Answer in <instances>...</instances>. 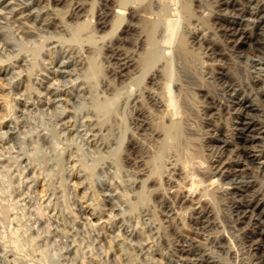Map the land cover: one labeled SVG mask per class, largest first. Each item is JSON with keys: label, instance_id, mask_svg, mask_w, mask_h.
<instances>
[{"label": "rangeland", "instance_id": "obj_1", "mask_svg": "<svg viewBox=\"0 0 264 264\" xmlns=\"http://www.w3.org/2000/svg\"><path fill=\"white\" fill-rule=\"evenodd\" d=\"M170 2L0 0V264H264V0Z\"/></svg>", "mask_w": 264, "mask_h": 264}, {"label": "bare ground", "instance_id": "obj_2", "mask_svg": "<svg viewBox=\"0 0 264 264\" xmlns=\"http://www.w3.org/2000/svg\"><path fill=\"white\" fill-rule=\"evenodd\" d=\"M11 1V0H10ZM120 1V4H122L121 6H123V5H127V4H132V7H137V6H139V7H144V8H146L147 6H154V4L155 5H157L159 8H165V7H168V3H171L170 2V0H119ZM118 0H117V2H119ZM140 1H141V3H140ZM105 2V1H104ZM258 3V2H257ZM119 4V5H120ZM170 5V4H169ZM186 6H187V4H186ZM129 7V6H128ZM189 7V6H188ZM125 8H127L126 6H125ZM150 7H148L147 9H149ZM135 9V8H134ZM153 8L151 7V10H152ZM155 10V9H154ZM167 10V9H166ZM165 10V11H166ZM169 10V9H168ZM136 11V10H135ZM146 11V10H145ZM150 11V10H149ZM137 12H140V11H137ZM136 12V13H137ZM155 12V11H154ZM161 12V11H160ZM56 13V12H55ZM146 13V12H145ZM178 13V12H177ZM57 14V13H56ZM124 14L125 13H123V12H121L120 13V15H119V18H120V22H123V19H125V17H124ZM138 14H140V13H138ZM142 14V13H141ZM144 14V13H143ZM157 14V13H156ZM155 14V15H156ZM146 14H144L143 16H145ZM161 15V14H160ZM125 16H128V15H126L125 14ZM135 16V15H134ZM141 16L142 15H140V18H141ZM158 16L159 15H157V18H158ZM150 17V16H149ZM156 17V16H155ZM128 18H129V16H128ZM164 18V17H163ZM148 19V18H147ZM162 19V18H161ZM260 19V18H259ZM141 20H142V22H143V19L141 18ZM149 20V19H148ZM158 20H159V18L155 21V22H158ZM178 20V19H177ZM248 21H250V18H248L247 19ZM161 21V20H160ZM165 21V20H164ZM163 21V22H164ZM172 21V20H171ZM171 21H168V27L169 28H171L172 26H174L173 25V23H171ZM181 22V21H180ZM89 21L87 20V21H83V22H80V23H78L77 24V27L78 28H80V29H83L84 27H86V26H89ZM130 23V22H129ZM179 23V22H178ZM178 23H177V25H178ZM180 24V23H179ZM157 25V24H156ZM159 25V24H158ZM157 25V26H158ZM165 25H166V23H165ZM176 26V25H175ZM179 26H181V25H179ZM155 28V27H154ZM176 28H178V27H176ZM168 31V30H167ZM167 31L165 32V33H167ZM170 31V30H169ZM177 31H179V30H177ZM171 32V31H170ZM169 32V33H170ZM168 33V34H169ZM173 32H171V34H172ZM92 35V34H91ZM175 35V37H176V34H174ZM173 35V36H174ZM247 38H248V36H246ZM90 38L92 39V36H90ZM246 38V39H247ZM174 40V39H173ZM175 41V40H174ZM151 47V46H150ZM149 47V48H150ZM153 48V47H152ZM88 50V49H87ZM148 51V50H147ZM155 51V50H154ZM153 51V52H154ZM150 52V51H149ZM152 52V53H153ZM80 53V52H79ZM164 54V53H163ZM166 54V53H165ZM263 54H264V52H263ZM87 55V54H86ZM86 55H84V56H82L81 57V59H80V61L82 60V62L83 63H85V64H87V65H85V66H87L86 68V71H87V77H92L93 76V70H100L101 69V66L99 65V64H97V61H94L93 59H90V61H88V57L86 56ZM170 55V54H169ZM168 56V55H167ZM141 58V57H140ZM264 58V57H263ZM146 59V58H145ZM79 60V59H78ZM170 60V59H169ZM88 62H89V66H88ZM96 63V64H95ZM85 68V67H84ZM88 68H89V70H88ZM134 74V73H133ZM135 75V74H134ZM84 82V81H83ZM135 83H136V81H135ZM134 83V84H135ZM133 84V85H134ZM108 85V84H107ZM113 85V84H112ZM131 85V84H130ZM132 85V86H133ZM233 85V84H232ZM127 86V85H126ZM234 87V86H233ZM232 87V88H233ZM130 89H131V87H130ZM166 91H167V96H166V103H165V105H166V108H167V110L170 112V114L172 115V120H171V124L169 123V125L168 124H163L162 125V129L164 130V132L166 133V134H168V135H178L177 133L178 132H180L179 131V127H178V123H177V121H176V119H175V117H174V111H175V102H174V99H173V95H172V93H171V90L170 89H165ZM238 90V89H237ZM133 91V90H132ZM233 91V90H232ZM235 91H236V88H235ZM130 92V91H129ZM234 92V91H233ZM120 93H121V91H118L114 96H112V97H106V99L103 101V102H100V103H98L97 104V107H98V109L103 113V116H105L104 118H103V120H106V119H108V115L111 113V111L115 108V105L118 103V99L120 98L119 97V95H120ZM151 93V92H150ZM159 99V98H158ZM8 102V101H7ZM247 102V101H246ZM245 101H243V99L242 100H238V102L237 103H240L239 105H240V107L242 108V115L238 118L239 120H238V131H237V133H238V136H239V139H240V145L238 146L237 145V148H236V151H238V152H240V153H242L244 156H245V160H248V162H255V160H257L258 158H259V156H260V154L259 153H257L255 150H252V149H250V147H249V141L251 140V136H250V131L253 129V128H255L256 126H257V122L258 121H255L254 119H252L250 116H249V114H250V111L252 110L253 111V109H255V106H253L252 104H250V103H246ZM6 103V102H5ZM4 105V104H3ZM6 106H7V104H6ZM8 107V106H7ZM11 107V106H10ZM117 108V107H116ZM115 108V109H116ZM160 108V107H159ZM9 109H11V108H9ZM258 109V108H257ZM4 110V109H3ZM3 110L1 111V112H3ZM179 110V109H178ZM5 111V110H4ZM9 111V110H8ZM256 111V110H255ZM168 112V113H169ZM179 112V111H178ZM5 113H6V111H5ZM175 113H176V111H175ZM241 113V112H240ZM3 114H4V112H3ZM164 114V113H163ZM252 114H253V112H252ZM251 115V114H250ZM1 116V115H0ZM169 118V117H168ZM257 120V119H256ZM167 121V120H166ZM169 121V120H168ZM3 126L4 127H6V129L5 130H7L8 132H12V130H11V124H10V121L6 118V119H4L3 120ZM14 129V128H13ZM6 131V132H7ZM11 134V133H10ZM164 138V137H163ZM235 140V139H234ZM233 141V140H232ZM237 142V141H236ZM234 143H235V141H234ZM233 143V144H234ZM235 145V144H234ZM219 146V145H218ZM236 146V145H235ZM263 146V145H262ZM222 147L223 148H225V149H230V150H232V143L229 141V139L227 140V138L226 139H224V141L222 142ZM234 147V146H233ZM117 150V149H116ZM229 150V151H230ZM227 151V150H226ZM233 152H234V149L232 150ZM231 151V152H232ZM116 152V151H115ZM162 153H163V151H162ZM237 153V152H236ZM29 157H23L22 158V162H24V163H27L29 160ZM154 159V158H153ZM222 162H224V161H222ZM261 165V164H260ZM246 166L247 165H245L244 163H242V162H240L238 165H236V168H235V171L236 172H240V171H244L245 169H246ZM262 166V165H261ZM225 167H226V164L225 163H222V164H220V171L222 172V173H226V171L228 170V169H225ZM155 168H159V167H155ZM262 169H263V167H261ZM33 168L31 169H29V172H32L33 173ZM32 173H30V174H32ZM221 173V174H222ZM33 175H34V173H33ZM142 180H143V178H142ZM38 182V181H37ZM139 182V181H138ZM142 182V181H141ZM139 184V183H138ZM8 185V184H7ZM137 186H139V185H137ZM140 186H141V184H140ZM240 189V188H239ZM142 190V189H141ZM143 191H145L144 189L141 191L142 193H144ZM242 191V190H241ZM196 203V202H195ZM199 203V202H198ZM193 204V203H192ZM198 205V204H197ZM194 207V206H193ZM198 209V208H197ZM206 209V208H205ZM253 209H255V210H259V212H260V214H264V209H262V208H259L257 205H253ZM197 211H199V210H197ZM258 212V213H259ZM199 213V215L203 218L204 216H206L207 215V212L206 211H199L198 212ZM211 214V213H210ZM198 215V214H197ZM200 216H199V218H200ZM207 217V216H206ZM212 218V217H211ZM214 222V221H213ZM205 224V223H204ZM254 224V223H253ZM16 237V236H15ZM16 241V240H15ZM2 243V242H1ZM17 244H19V242H16ZM19 246V245H18ZM1 249V248H0Z\"/></svg>", "mask_w": 264, "mask_h": 264}]
</instances>
